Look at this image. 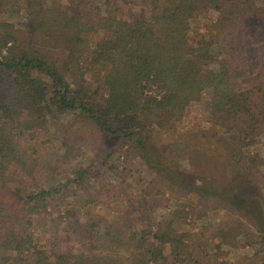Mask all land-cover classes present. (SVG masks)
I'll return each instance as SVG.
<instances>
[{
	"label": "trees",
	"instance_id": "obj_1",
	"mask_svg": "<svg viewBox=\"0 0 264 264\" xmlns=\"http://www.w3.org/2000/svg\"><path fill=\"white\" fill-rule=\"evenodd\" d=\"M123 1L146 13L119 15ZM11 10L15 27L0 28V264H208L195 225L210 217L226 247L253 252L241 264H264V194L251 191L264 157L249 152L264 137V0H0V19ZM202 19L213 38L194 43ZM204 93L206 134L167 157L159 144ZM76 147L93 154L77 168ZM130 152L150 180L113 210L87 203L92 186L107 203L110 159ZM46 218L77 249L58 259L40 243Z\"/></svg>",
	"mask_w": 264,
	"mask_h": 264
},
{
	"label": "rangeland",
	"instance_id": "obj_2",
	"mask_svg": "<svg viewBox=\"0 0 264 264\" xmlns=\"http://www.w3.org/2000/svg\"><path fill=\"white\" fill-rule=\"evenodd\" d=\"M95 7L99 9L100 4H95ZM119 15L128 16L130 18H137L141 15L146 13V7L143 4L135 5L133 3L128 2H119L116 4V10ZM14 19H16V13L14 10L9 11L5 14L4 17L0 19V28L3 30H13L15 27ZM212 23L208 22L207 19H202L199 21L198 24L192 25V29L190 32V36L192 38V42H197L201 37L204 35L206 37L213 38L214 26L210 25ZM208 39V41L211 40ZM223 50V49H222ZM96 80L95 78H93ZM92 81V80H91ZM96 82L92 81V85L95 86ZM92 93V92H91ZM208 101H209V93H204L203 98L199 102H195L191 104L187 112V116L182 122L180 126L179 133L174 134V137L170 136L167 140H164L159 147L162 149V153L165 154L167 157H170L172 154H177L174 151L176 150V146L184 147L187 145H194L195 140L198 138L197 136L205 133V129L208 128ZM228 142H231L233 139L229 136L224 137ZM184 142V143H183ZM180 143H183L180 145ZM76 152V163L75 168L78 167V164L81 161H87L93 157L92 152H87L83 155L82 148H74ZM251 154H256L260 157H264V137H257L252 143V146L249 151ZM187 154H182L183 158H187ZM111 164H114L116 169V174L118 175V179L115 178L113 181L116 184L114 187L115 193L111 194L107 200L106 204L98 205V191L92 186L89 189V195L87 199V203H96L97 208L102 209H114L119 203L122 205L124 199L122 198L123 195L119 196L120 192L123 191H135L138 190L142 183H147L150 179L148 176V169L146 168V163L144 160L139 159V157L135 156L133 153H128L127 155L122 153L120 157H111L110 159ZM181 163V161H180ZM185 163V168H186ZM218 166L223 167L224 164L220 163ZM258 173L261 175L264 173V167L257 168ZM188 177V183H194L199 185V180L203 181L202 178H199L195 175H189L186 173ZM192 177L194 179H192ZM131 183L132 185H130ZM202 184V183H200ZM244 187V186H243ZM251 191L255 194H264V183L261 181H257L254 187H251ZM254 195V197H256ZM260 204H258V200L254 201L257 204V207L261 206L262 203L264 204V195L261 198ZM118 201V203H117ZM191 201V199H189ZM83 200L78 201L76 205L81 206L83 204ZM193 202V201H192ZM172 205V204H171ZM169 206V205H167ZM175 206V205H174ZM80 210V209H79ZM162 214H165V211H159ZM107 218H110L112 213L108 212ZM72 221L75 218H71ZM71 220H67L70 222ZM245 223H249L248 219L243 218ZM44 224L40 226L39 230L37 231V238L38 241L47 246V248L58 247L59 255L58 259H60L67 250H75L77 249V245L74 238L66 237V235L62 232L65 229L66 224L52 219H44ZM199 228L198 232H200V245L203 249L208 251L210 254V262L208 264H241L242 261H250L254 260L253 252L248 248L245 243H240L239 249L233 252L229 247H226L220 240V221L210 217L205 220V222L197 223L195 225ZM201 226H204V228ZM72 228V227H70ZM206 228V229H205ZM65 237V238H64ZM56 256V255H55ZM56 256V257H57ZM206 262L204 261L203 264Z\"/></svg>",
	"mask_w": 264,
	"mask_h": 264
}]
</instances>
